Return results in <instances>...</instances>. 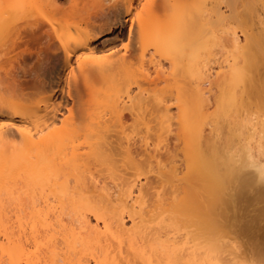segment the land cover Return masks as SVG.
I'll return each mask as SVG.
<instances>
[{"label": "bare ground", "instance_id": "1", "mask_svg": "<svg viewBox=\"0 0 264 264\" xmlns=\"http://www.w3.org/2000/svg\"><path fill=\"white\" fill-rule=\"evenodd\" d=\"M198 1L0 0V264H264V0Z\"/></svg>", "mask_w": 264, "mask_h": 264}, {"label": "rangeland", "instance_id": "2", "mask_svg": "<svg viewBox=\"0 0 264 264\" xmlns=\"http://www.w3.org/2000/svg\"><path fill=\"white\" fill-rule=\"evenodd\" d=\"M207 4L208 7L215 5V0H199L198 4ZM222 6V12L224 14H228L230 12L229 7L226 6L224 2L221 3ZM220 20L218 16H214L212 18V22L214 27L219 25L218 22ZM228 24L235 27L237 30H240V24L237 20H226ZM226 51H218L217 55L213 57L211 60L208 70H207V76L209 71H213L215 68L220 67L222 64L226 63ZM255 83L254 81H251L247 79L245 82H243V85L238 89L237 93V101L239 102V109L243 110V112H248L247 115H250V112L253 114L254 110L255 113H260L259 115L264 114V85L263 83ZM214 99L212 101V104H214ZM215 106V105H214ZM229 108V107H228ZM228 108H225V115L226 112H228ZM258 109V110H257ZM260 110V111H259ZM258 111V112H257ZM251 114V115H252ZM258 115V114H256ZM224 122V123H223ZM223 123V127L226 131L228 128L225 125V119L224 121H221V124ZM223 132V131H222ZM229 136V134H227ZM227 138V137H226ZM227 145L226 147L222 145L220 147L219 156L217 158H214L213 150L211 149L210 155H211V164L213 168V172H217L219 174V177L221 178V185L215 188H209V192L205 191L206 194H209L210 196H261L262 194L260 192L254 191L249 194H246V192L241 193L239 192V186L240 182L242 181L239 176V171L235 172V174L231 177V181H229L228 178H225L223 180V177L227 176ZM231 182V183H230ZM231 185V186H230Z\"/></svg>", "mask_w": 264, "mask_h": 264}]
</instances>
